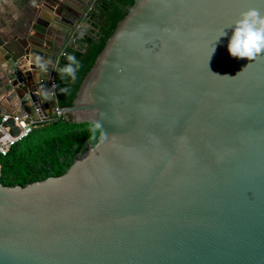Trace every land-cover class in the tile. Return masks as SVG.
<instances>
[{
	"label": "water",
	"instance_id": "1",
	"mask_svg": "<svg viewBox=\"0 0 264 264\" xmlns=\"http://www.w3.org/2000/svg\"><path fill=\"white\" fill-rule=\"evenodd\" d=\"M101 2L52 5L62 43L0 46V115L54 117L57 54L98 40ZM250 9L264 0L125 1L62 109L98 142L60 176L0 182V264H264V55L228 51Z\"/></svg>",
	"mask_w": 264,
	"mask_h": 264
},
{
	"label": "trees",
	"instance_id": "2",
	"mask_svg": "<svg viewBox=\"0 0 264 264\" xmlns=\"http://www.w3.org/2000/svg\"><path fill=\"white\" fill-rule=\"evenodd\" d=\"M126 0H103L98 7L94 35L97 41L85 39L86 50L83 52L68 48L61 56L54 72V102L59 109L68 108L69 95L78 78L102 44L115 22L117 21ZM67 55H72L79 62L76 79L65 75L63 79L58 71L69 64ZM73 67H76L73 65ZM67 88L66 93L60 91ZM60 118L49 117L46 123L39 124L28 138L19 142L5 157H0L1 177L3 186H25L32 182L42 181L48 177H56L65 173L78 158V153L93 147L99 139L95 127L63 121Z\"/></svg>",
	"mask_w": 264,
	"mask_h": 264
},
{
	"label": "crops",
	"instance_id": "3",
	"mask_svg": "<svg viewBox=\"0 0 264 264\" xmlns=\"http://www.w3.org/2000/svg\"><path fill=\"white\" fill-rule=\"evenodd\" d=\"M63 0H0V46L5 47L11 53L20 54L30 46H45L54 40L62 43L60 37L63 26L53 21L55 12L52 9L57 2ZM52 22L50 28L44 22ZM95 25L93 24L92 29ZM52 40V42H50ZM61 45V44H60ZM77 47L76 45L74 46ZM68 47L60 50L56 57L54 72L58 61ZM55 102L46 105V111L52 112ZM4 111V110H3ZM0 114H3L4 112ZM15 108L11 113H17Z\"/></svg>",
	"mask_w": 264,
	"mask_h": 264
},
{
	"label": "clouds",
	"instance_id": "4",
	"mask_svg": "<svg viewBox=\"0 0 264 264\" xmlns=\"http://www.w3.org/2000/svg\"><path fill=\"white\" fill-rule=\"evenodd\" d=\"M224 35H226L225 32ZM228 51L233 58H246L248 61H254L264 55V15L259 10L250 9L241 14V18L235 22L234 34L229 42ZM67 60L69 64L64 68L58 69V71L62 79L65 75H68L74 81L76 79V71L80 65L72 55H67ZM35 62L41 71H47V63L43 62L41 57L36 56ZM73 65L76 67H73ZM60 91L66 93L68 89L61 88ZM44 96L46 98L47 93H44ZM96 127L99 128L100 126L97 124ZM4 140L11 141L12 138L5 135ZM12 142L14 143V141Z\"/></svg>",
	"mask_w": 264,
	"mask_h": 264
},
{
	"label": "built area",
	"instance_id": "5",
	"mask_svg": "<svg viewBox=\"0 0 264 264\" xmlns=\"http://www.w3.org/2000/svg\"><path fill=\"white\" fill-rule=\"evenodd\" d=\"M61 56H65V53H62ZM55 82H51V91L53 93L54 97V90ZM36 113L38 114V119H30L25 116H22L18 113H11L6 115H0V157H5L10 151L21 141L28 138L29 135L32 133V131L37 127L39 124H43L47 122V118H44L41 115V110L39 108L36 109ZM54 117L60 118L64 115L62 112V109H59L57 107H54L53 110ZM7 117V119H5ZM12 118L14 121V124L17 128L20 129V132L17 136H11L9 134V128L5 127L4 124ZM5 135H8L12 138L11 141H5L4 137ZM14 141V143L12 142Z\"/></svg>",
	"mask_w": 264,
	"mask_h": 264
},
{
	"label": "rangeland",
	"instance_id": "6",
	"mask_svg": "<svg viewBox=\"0 0 264 264\" xmlns=\"http://www.w3.org/2000/svg\"><path fill=\"white\" fill-rule=\"evenodd\" d=\"M82 154L81 153H78L77 157H80Z\"/></svg>",
	"mask_w": 264,
	"mask_h": 264
},
{
	"label": "flooded vegetation",
	"instance_id": "7",
	"mask_svg": "<svg viewBox=\"0 0 264 264\" xmlns=\"http://www.w3.org/2000/svg\"><path fill=\"white\" fill-rule=\"evenodd\" d=\"M103 1V0H102ZM102 3V2H101ZM98 15V14H97ZM96 18H97V16H96ZM92 27H93V25H92ZM93 30V29H92ZM93 33H94V30H93ZM86 39V38H85ZM85 41V40H84Z\"/></svg>",
	"mask_w": 264,
	"mask_h": 264
}]
</instances>
